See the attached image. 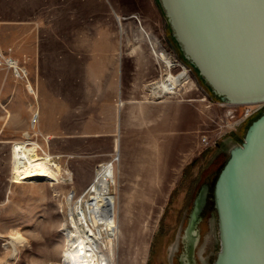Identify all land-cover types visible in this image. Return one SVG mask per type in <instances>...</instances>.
<instances>
[{
	"label": "rangeland",
	"instance_id": "obj_1",
	"mask_svg": "<svg viewBox=\"0 0 264 264\" xmlns=\"http://www.w3.org/2000/svg\"><path fill=\"white\" fill-rule=\"evenodd\" d=\"M138 20L158 46L182 59L156 0H0V49L27 75L0 70V264H63L67 199L74 196V205L98 167L109 164L120 225L113 264H172L200 184L212 185L229 146L242 142L264 109L219 133L229 105L212 98L189 66L191 83L180 96L159 99L167 103L157 106L155 120L135 116L139 102L151 99L147 84L159 78ZM128 54L140 58L133 68ZM52 100L60 107L59 131L32 121ZM175 102L199 107L196 128L172 127L168 106ZM19 143L46 161L52 179L18 175ZM208 231L199 256L205 247L212 263L219 249L215 213ZM17 233L24 241L13 253L9 242Z\"/></svg>",
	"mask_w": 264,
	"mask_h": 264
},
{
	"label": "water",
	"instance_id": "obj_2",
	"mask_svg": "<svg viewBox=\"0 0 264 264\" xmlns=\"http://www.w3.org/2000/svg\"><path fill=\"white\" fill-rule=\"evenodd\" d=\"M156 1L182 60L212 98L264 105V0ZM209 196L219 243L211 264H264V109L229 146L212 185L197 192L183 237L190 256Z\"/></svg>",
	"mask_w": 264,
	"mask_h": 264
},
{
	"label": "bare ground",
	"instance_id": "obj_3",
	"mask_svg": "<svg viewBox=\"0 0 264 264\" xmlns=\"http://www.w3.org/2000/svg\"><path fill=\"white\" fill-rule=\"evenodd\" d=\"M157 55L159 64L168 62L165 53L157 51ZM184 74L190 84L191 75L187 72ZM166 95L167 82L164 80L157 81L150 89L151 99H160ZM15 151V169L20 170L18 171L19 176L52 179L46 161L35 160L28 153L25 144H16ZM55 165L56 162L53 161L52 167ZM55 168L58 169L56 166ZM70 179L72 178L64 180L69 182ZM114 183L113 165L100 166L91 185L77 198L74 205V196L67 199L68 216L63 224V235L66 242L62 256L63 264H113L115 262L116 234L120 225L117 214V197L111 191ZM19 234L11 236L12 240L9 242L13 253L17 251V244L24 241L23 235ZM103 248L108 250L107 254Z\"/></svg>",
	"mask_w": 264,
	"mask_h": 264
},
{
	"label": "built area",
	"instance_id": "obj_4",
	"mask_svg": "<svg viewBox=\"0 0 264 264\" xmlns=\"http://www.w3.org/2000/svg\"><path fill=\"white\" fill-rule=\"evenodd\" d=\"M139 28L142 30L149 43V47L154 55V57L157 60V51L161 49L165 52V54L168 57V62H162V64H159V78L156 80H153L147 84V91L150 96V89L152 86L157 82L164 80L167 82V95L165 97L171 98L180 96L181 93L185 90V88L189 85L188 81L185 79V72L189 73L191 75V69L190 67L178 56L173 54L169 50H165L162 44H159V46L155 42V38L151 37L147 32H145L144 28L142 27L140 21L138 20ZM159 43V42H158ZM164 48V49H163ZM158 62V61H157ZM16 62L13 60V57L8 56V54L4 53L0 49V70L1 69H9L12 70L18 77L21 78H27L26 72L22 70L21 67L16 68ZM19 70V72L17 71ZM172 77V78H170ZM162 97V98H165ZM160 98V99H162ZM154 99V98H152ZM225 105V104H224ZM262 105H247V106H229V109L226 111V120H223L219 126L221 130L219 133H222L221 131L226 130H233L238 128L243 122H245L249 117H251L255 112H257ZM244 108V111L242 114H240L237 111V108ZM252 107H257L256 109H252ZM33 122L36 125L39 119V116L37 113L33 115ZM225 129V130H224ZM217 134L219 136H216L215 140L219 139L221 137L220 134ZM224 133V132H223ZM223 135V134H222ZM225 135V134H224ZM202 141L205 143H209L207 136H203ZM216 142H214L215 144ZM38 153L41 156H45L46 151L42 149L40 146H38ZM52 159H58V156H52ZM56 161V160H55Z\"/></svg>",
	"mask_w": 264,
	"mask_h": 264
},
{
	"label": "crops",
	"instance_id": "obj_5",
	"mask_svg": "<svg viewBox=\"0 0 264 264\" xmlns=\"http://www.w3.org/2000/svg\"><path fill=\"white\" fill-rule=\"evenodd\" d=\"M119 17V16H118ZM137 40V39H136ZM135 40V41H136ZM138 41V40H137ZM147 43L148 40L146 39ZM133 42H128V44H131ZM146 45V42H138V46L135 49H140L141 46ZM149 45V43H148ZM142 48V47H141ZM145 49V48H143ZM128 57H131V65L132 68L135 67V62L140 61V58H135L132 55L128 54ZM127 57V56H126ZM121 65L122 67L127 66L128 60L127 58H125V55H121ZM201 101V100H200ZM163 103H167V101L165 100H159V99H149V100H145V101H140L139 105L141 107H139L140 109H138L137 113L135 114V116L137 115L138 117H144L149 121H152L153 119L155 120L156 117V109L157 106L163 104ZM219 105V104H218ZM221 107V109L223 106H219ZM47 112H40V117H39V122L40 124H47V125H51L53 128L54 126L57 128V130L59 131V126L61 124L60 118H61V113H60V107L58 104L54 103V100H52L51 104L48 105L47 107ZM132 108V113H131V117L134 116V109L135 107H131ZM51 109V111L49 110ZM168 109L170 110L169 112V117L172 119V127L175 130H193V128H196L197 124H198V116L197 113L200 111L199 107L195 104H181L180 102H175V103H171L168 106ZM226 109V108H225ZM193 111H195V114L193 113ZM165 114L167 115V108H166V112ZM164 114V115H165ZM45 132V131H43ZM50 136V138H53V136L51 135H47ZM45 138V137H44Z\"/></svg>",
	"mask_w": 264,
	"mask_h": 264
},
{
	"label": "flooded vegetation",
	"instance_id": "obj_6",
	"mask_svg": "<svg viewBox=\"0 0 264 264\" xmlns=\"http://www.w3.org/2000/svg\"><path fill=\"white\" fill-rule=\"evenodd\" d=\"M204 183L210 184L209 181ZM204 183L200 184V187ZM213 215H214V210L212 205V199L211 196H209L207 206L205 207L202 213V219L196 227V232H197L196 241L195 244H193V254L190 256L188 251L189 245L187 244L186 241H183V237L185 235V229L188 224V218H189V214H188L180 234L181 239L178 242L175 252L173 254L172 264H211L210 259L206 260L204 258V254L206 251L203 252V249H205V247L202 249L201 257L199 256V250L203 246L205 237L209 232L208 230L210 229V219ZM206 248H208V246H206Z\"/></svg>",
	"mask_w": 264,
	"mask_h": 264
},
{
	"label": "trees",
	"instance_id": "obj_7",
	"mask_svg": "<svg viewBox=\"0 0 264 264\" xmlns=\"http://www.w3.org/2000/svg\"><path fill=\"white\" fill-rule=\"evenodd\" d=\"M261 112H262V111H261ZM261 112H260V114H261ZM260 114H259V115H260ZM259 115H258V116H259ZM219 169H220V168H219ZM219 169H218V171H219ZM218 171L216 172V174L218 173ZM216 174H215V176H216ZM214 178H215V177H214Z\"/></svg>",
	"mask_w": 264,
	"mask_h": 264
}]
</instances>
